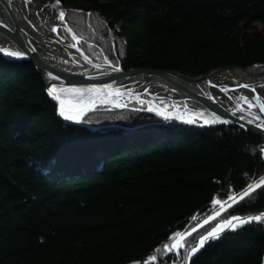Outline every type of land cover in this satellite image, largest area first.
Here are the masks:
<instances>
[{"label": "trees", "instance_id": "obj_1", "mask_svg": "<svg viewBox=\"0 0 264 264\" xmlns=\"http://www.w3.org/2000/svg\"><path fill=\"white\" fill-rule=\"evenodd\" d=\"M60 5L82 37L78 46L123 69L197 75L264 62V32L254 25H264V0ZM144 106L98 105L80 124H65L32 63L0 55V264H187L185 253L219 220L264 213L262 187L198 227L214 199L264 178L263 139ZM193 227L180 259L163 252L172 233ZM263 254L264 221L251 222L221 234L190 264H261Z\"/></svg>", "mask_w": 264, "mask_h": 264}, {"label": "water", "instance_id": "obj_2", "mask_svg": "<svg viewBox=\"0 0 264 264\" xmlns=\"http://www.w3.org/2000/svg\"><path fill=\"white\" fill-rule=\"evenodd\" d=\"M19 0H0V48L7 49L8 51H20L24 53L23 58H10L6 53H0L5 59L10 61H29L32 63L35 71L40 74L44 85V91L49 99L55 103L57 115H58V103L53 100L48 94L46 89L50 85H63L65 87H75V88H89L93 86L102 87L105 85H111L113 90L116 88L121 89V91L126 94L123 97H131L137 100L136 97L141 94L140 90L129 89V86L135 82H148V87L151 84H157L160 87L170 90L171 92L178 94V100L194 102L200 105L206 112L211 116L215 115L223 120H228L230 123H216L211 125L203 126H213V125H233L241 130L254 134L264 140V128L257 127L255 123H248L245 119H241L236 113L235 115L231 110L222 104L214 91L220 88L229 89L237 88L235 85H228L224 82L229 79V81L234 78L247 79V77L257 76L264 72V62H256L249 66H226L213 68L209 71L197 74V75H187L179 70L174 69H155L147 67H136L123 69L118 66L120 71H112L111 68L105 62L94 61L89 57L79 46L80 50L84 55L89 57L92 69H78V68H68L65 66L57 65V62L48 58V53L46 50L38 47L35 44L34 38L31 33L23 26V23L19 21L17 10L20 9ZM23 2L29 3L33 7H39L43 9L44 7L54 4L55 0H46L45 2H36L33 0H21ZM59 9L63 10L62 5L57 6ZM24 15V14H23ZM22 17V16H21ZM22 23V24H21ZM49 37V35H48ZM58 40L63 45H70L71 43L66 42L58 35ZM76 49V48H75ZM77 50V49H76ZM80 53V51H78ZM101 65L100 69L93 67V65ZM115 66V65H114ZM224 76V79H213L215 76ZM51 77H57V79H51ZM214 85V86H213ZM130 93V94H129ZM152 101H158L160 98H155L152 96ZM122 98V97H120ZM166 98V97H165ZM164 98V100H165ZM177 100V101H178ZM171 101V100H169ZM146 102V107L149 105ZM177 103H180L177 102ZM99 103H97L98 105ZM107 106H114V104H103ZM244 106V105H243ZM115 107V106H114ZM243 108L246 109L244 106ZM172 114V118L177 119V116H182L176 109L168 110ZM88 113V112H87ZM86 113V114H87ZM59 118L65 123H75L65 121L62 117L58 115ZM84 116L81 118V120ZM185 120L187 118H184ZM183 122L180 119H177ZM81 123V122H80ZM75 123V124H80ZM185 123V122H183ZM188 124V123H186ZM203 122H197L190 125L202 126ZM264 213L239 216V217H254ZM211 230V229H210ZM228 232L224 231L221 234ZM176 231L171 234H178ZM206 234V233H205ZM204 234V235H205ZM170 236V237H171ZM170 240V239H169ZM214 239H210L205 243V245L200 248V252L205 246H207ZM197 252V253H198ZM196 253V254H197ZM193 255L191 260L196 256ZM187 261V264H190ZM127 264H136L135 262H130ZM261 264H264V254L262 257Z\"/></svg>", "mask_w": 264, "mask_h": 264}, {"label": "snow or ice", "instance_id": "obj_3", "mask_svg": "<svg viewBox=\"0 0 264 264\" xmlns=\"http://www.w3.org/2000/svg\"><path fill=\"white\" fill-rule=\"evenodd\" d=\"M60 4V0H55L54 4L49 5V7L56 8ZM85 15L92 17L93 13H86ZM66 13L64 10H59L58 12V19L63 23L65 21ZM52 32L59 33L58 26L53 27ZM64 30L67 31L72 41L74 43L70 44L69 47L76 48L77 51H80L82 58L86 61L91 63L89 57L84 55V53L80 50L78 45L81 43L82 37H78L71 27H68L67 24H64ZM63 38V37H61ZM91 47V46H89ZM0 53H6L10 58H23L24 53L20 51H8L7 49L0 48ZM105 63L111 68L112 71H120L118 66H114L111 61H108L105 58ZM93 67L100 69L101 65L96 64ZM51 79H57V77H51ZM214 86V85H213ZM237 88H248L252 92H255V88L247 85V84H240L237 85ZM222 91H227V89H221ZM47 94L58 103V115L62 117L65 121L68 122H75L80 123L81 118L86 115L87 112L95 110L97 103L99 104H114L117 108L126 107V104H122L118 102L117 98L123 97L126 93L121 91V89L116 88L113 90L111 85H105L102 87H89V88H75V87H65L63 85H50L47 89ZM235 91V89H233ZM130 94V93H129ZM137 101L143 106L145 105V101L140 99V97H136ZM235 109L241 112V119H247L248 123H254V121L260 120L261 117L254 114L251 109L258 108L259 112L264 114V101L261 100L259 95H254L251 99L245 96H240L235 98ZM148 107L145 110L149 112H155L157 115L164 117L165 119H169L172 114L168 112V105L165 104L164 101H160V105H163L161 108L160 105H153L152 101L147 102ZM246 104L247 110L243 108L241 105ZM173 108L176 106L173 105ZM235 115V112H233ZM206 117V114L203 112L199 113H191L188 119H184L183 116H177V119L182 120L188 124L197 123L198 120H202L203 125H211L216 123H230L228 120L220 119L215 115L210 117ZM248 117H252L248 119ZM257 127L264 128V124H256ZM264 187V178L260 179L259 181L253 182L249 184L241 193L239 194H230L226 200L221 201L219 199H214L212 201L213 211L212 214L206 216L203 221L198 225V227H203L204 224H208L210 221L217 220L223 212L227 210V208H231L233 205L239 203L241 200L250 197L256 189ZM219 205V208L216 206ZM195 220L196 217H193ZM264 221V214L256 215L254 217H230L226 220L218 221L217 224L211 228V230L207 231L205 235L200 236L197 244L195 246L190 247V249L185 253L184 259L186 261H190L191 257L195 255L200 248H202L207 241L210 239H218L222 232L224 231H235L238 227H242L243 225L251 222H261ZM197 227H193L191 230H187L184 233L173 234L169 239L172 243L165 244L163 248V252L165 254L170 252H179L180 249L185 248L186 246V237L190 236L192 232H196ZM160 251V250H158ZM151 260H156L157 257L152 256L150 257Z\"/></svg>", "mask_w": 264, "mask_h": 264}, {"label": "bare ground", "instance_id": "obj_4", "mask_svg": "<svg viewBox=\"0 0 264 264\" xmlns=\"http://www.w3.org/2000/svg\"><path fill=\"white\" fill-rule=\"evenodd\" d=\"M18 2L21 9V10H17L18 12L17 16L19 18V21L22 22L23 26L31 33V35L34 38L35 44L38 47L47 51L48 58H51V60L57 62V65L65 66L68 68H78L85 70L92 69V66L82 58L81 54L75 48H71L69 47V45H63L58 40V34L52 32L51 29L53 27L58 26V28H60V26L62 25L61 21L57 18L59 12L58 7L45 10L44 8L41 9L37 6L33 7L29 3L23 2L21 0H19ZM213 79L216 80L224 79V76L217 75ZM147 83L148 82H144V81L135 82L129 86V89L140 90L141 93L139 95L140 99H143L144 101L147 102L153 100L152 96H154L155 98H160L158 101L156 100L152 101L153 105H160V101L165 102L171 100V102L174 103L180 101V103L186 104V106L190 110H192V113L203 112L206 114L205 118L211 116L197 103L178 100L179 97L178 94L176 95L170 90L165 89L164 87H160L157 84H151L148 87ZM224 83L230 86L235 85L236 87L237 85L240 84H247L255 88V92H252L248 88H232V87L227 89V91H222L221 90L222 88L214 91L218 100L222 104L227 106L229 110L235 112L239 117H241V112L235 109V103H236L235 98L240 96H245L251 99L254 95H259L261 97V100L264 101V72L260 73L257 76L247 77V79L234 78L232 81L231 80L229 81L228 79ZM233 89H235V91H233ZM160 106L161 108H163V105ZM241 106L244 107L243 104ZM251 111L254 114L261 117L260 120L254 121V123L264 124V114L260 113L258 108H253L251 109ZM184 118L188 119V117H184ZM251 118L252 117H248V119ZM245 120L247 121V119ZM262 157L264 158L263 154ZM235 217H239V216H235Z\"/></svg>", "mask_w": 264, "mask_h": 264}, {"label": "rangeland", "instance_id": "obj_5", "mask_svg": "<svg viewBox=\"0 0 264 264\" xmlns=\"http://www.w3.org/2000/svg\"><path fill=\"white\" fill-rule=\"evenodd\" d=\"M36 2H41V1H36ZM45 2V1H44ZM51 5V4H50ZM50 8H52V7H49V5L48 6H46V7H44V9L45 10H48V9H50ZM59 10H61V9H59ZM61 26H60V28H59V30L60 29H63L64 30V24H65V22H61ZM254 25H255V27L258 29V30H260V31H263L264 32V25H262V24H260V23H258V22H256V23H254ZM68 26V25H67ZM67 32V31H66ZM67 34H68V36L71 38V36H70V34L67 32ZM60 36V35H59ZM71 42H73V41H71ZM71 42H68V43H71ZM94 61H97V60H94ZM99 61H101V62H105V60L103 61V60H99ZM116 66V65H115ZM118 99V102L119 103H122V104H128V102H130V101H134V102H138L137 100H134V99H132L131 97H122V98H117ZM139 103V102H138ZM165 104H167L169 107H168V109L167 110H173V109H176L183 117H190V114L192 113V110H190L187 106H186V104H184V103H174V102H171V101H165ZM98 105H103V104H98ZM98 105H96V106H98ZM173 105H175L176 107L175 108H173L172 106ZM245 107H247V105L246 104H243ZM146 109V103H145V106H144V110ZM90 112V111H89ZM88 112V113H89ZM155 113V112H154ZM86 116V115H85ZM84 116V117H85ZM172 118V117H171ZM197 122H202V120H198ZM230 194H233V193H229V195ZM228 195V196H229ZM227 199V198H226ZM225 199V200H226ZM219 206V205H218ZM235 216H238V215H235ZM230 217H233V216H230ZM230 217H228V218H230ZM227 218V219H228ZM222 220V219H221ZM221 220H219V221H221ZM226 220V219H225ZM217 224V223H216ZM215 224V225H216ZM214 225V226H215ZM213 226V227H214ZM212 227V228H213ZM180 233H183V232H180ZM171 243H172V241H170ZM170 243V244H171ZM175 253V252H174Z\"/></svg>", "mask_w": 264, "mask_h": 264}, {"label": "built area", "instance_id": "obj_6", "mask_svg": "<svg viewBox=\"0 0 264 264\" xmlns=\"http://www.w3.org/2000/svg\"><path fill=\"white\" fill-rule=\"evenodd\" d=\"M264 155V154H263ZM176 254H177V257H179V255H178V253L177 252H175Z\"/></svg>", "mask_w": 264, "mask_h": 264}]
</instances>
